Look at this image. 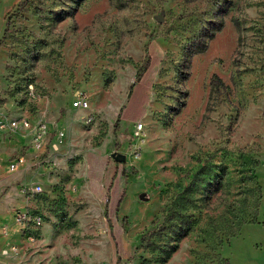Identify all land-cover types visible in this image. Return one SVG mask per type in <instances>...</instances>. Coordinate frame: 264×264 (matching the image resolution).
Returning a JSON list of instances; mask_svg holds the SVG:
<instances>
[{
	"label": "rangeland",
	"instance_id": "obj_1",
	"mask_svg": "<svg viewBox=\"0 0 264 264\" xmlns=\"http://www.w3.org/2000/svg\"><path fill=\"white\" fill-rule=\"evenodd\" d=\"M19 1L0 0V111L50 137L35 157L0 134V264H264V0ZM21 209L44 255L19 253Z\"/></svg>",
	"mask_w": 264,
	"mask_h": 264
},
{
	"label": "built area",
	"instance_id": "obj_2",
	"mask_svg": "<svg viewBox=\"0 0 264 264\" xmlns=\"http://www.w3.org/2000/svg\"><path fill=\"white\" fill-rule=\"evenodd\" d=\"M29 94L33 97L31 90ZM70 105L75 109L87 110L89 107L87 95L82 92L74 93ZM84 119L88 121L90 120V116L86 115ZM142 126L140 122L133 125L132 134L136 139H141L143 136ZM0 131L4 133H21V137L26 139L35 157L42 152L45 143L49 139V128L46 119L38 118L32 121L24 116L10 117L5 111H0ZM54 138L55 140L52 146L55 149L62 142L63 131L58 129ZM24 162V157L22 155H16L7 163V168L9 171H16ZM28 190L32 193H39L43 189L40 186H35L30 187ZM13 219L16 231L24 235L29 243L35 242L36 233L42 225L41 216L29 212L28 210L21 209L15 212ZM11 250L15 252L16 248L11 247Z\"/></svg>",
	"mask_w": 264,
	"mask_h": 264
},
{
	"label": "crops",
	"instance_id": "obj_3",
	"mask_svg": "<svg viewBox=\"0 0 264 264\" xmlns=\"http://www.w3.org/2000/svg\"><path fill=\"white\" fill-rule=\"evenodd\" d=\"M70 108H71L72 111L79 110V109L72 108L71 105H70ZM79 111H82V110H79ZM0 134H1L2 137H4V135L6 134V132L4 133V132H1L0 131ZM17 136H18L17 137V140L20 139L21 141H25L26 142V139H24V138L21 137V133H17ZM49 137H50V134H49ZM32 164L34 165L35 162L32 161ZM45 233H46V231H45L44 227H42V225H41V227L38 229V231L36 233L35 242L29 243L27 241V239L25 238L24 235H22L21 233H18L17 232V235H18L19 239L23 243V247L26 249V251L25 250H20L19 253H22V255H25V254H28V255H37V256L44 255L45 253L42 252L43 250L39 249V247L42 244V238H43V235L42 234H45Z\"/></svg>",
	"mask_w": 264,
	"mask_h": 264
},
{
	"label": "trees",
	"instance_id": "obj_4",
	"mask_svg": "<svg viewBox=\"0 0 264 264\" xmlns=\"http://www.w3.org/2000/svg\"><path fill=\"white\" fill-rule=\"evenodd\" d=\"M21 4V0L19 1V3H18V5H20ZM212 78H215V79H217V77L216 76H212ZM119 203V202H118ZM254 220V218H253V214H248L247 216H246V219H241L236 225H235V227L232 229V228H228L229 230L227 231V237H233V236H235V235H237L238 234V232H239V229H240V226L243 224V223H245V222H252ZM223 242V238H221V237H217V239H214L213 240V243H214V245H220L221 243Z\"/></svg>",
	"mask_w": 264,
	"mask_h": 264
},
{
	"label": "water",
	"instance_id": "obj_5",
	"mask_svg": "<svg viewBox=\"0 0 264 264\" xmlns=\"http://www.w3.org/2000/svg\"><path fill=\"white\" fill-rule=\"evenodd\" d=\"M109 156L115 160L116 162H123L125 160V155L119 152H111ZM144 192L138 194V199L141 201H145L147 197L144 195Z\"/></svg>",
	"mask_w": 264,
	"mask_h": 264
}]
</instances>
